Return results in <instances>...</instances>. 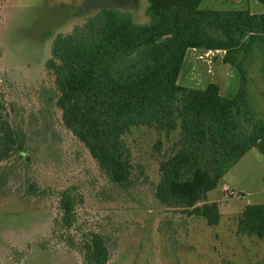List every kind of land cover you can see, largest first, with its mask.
Instances as JSON below:
<instances>
[{
	"label": "rangeland",
	"instance_id": "obj_1",
	"mask_svg": "<svg viewBox=\"0 0 264 264\" xmlns=\"http://www.w3.org/2000/svg\"><path fill=\"white\" fill-rule=\"evenodd\" d=\"M233 6L231 0H203L201 9L264 13L258 0H240L239 7ZM101 7L132 10L138 23L149 20L146 0L0 2V85L10 120L25 140L24 152L0 165V264H84L77 247L53 236L60 216L59 194L67 188L78 194L80 227L106 236L111 249L108 264H264V238L238 231L246 206L264 204V155L256 148L208 194V202L220 208V223L214 226L154 198L160 162L172 153L179 131L166 134L140 127L125 136L134 185L123 190L111 183L63 125L55 79L46 69L52 43L59 33L85 24ZM191 54L180 85L203 89L214 82L223 96H236L241 79L223 62L225 52ZM248 61V91L256 117L264 119L263 44ZM28 180L45 192L27 197Z\"/></svg>",
	"mask_w": 264,
	"mask_h": 264
},
{
	"label": "trees",
	"instance_id": "obj_2",
	"mask_svg": "<svg viewBox=\"0 0 264 264\" xmlns=\"http://www.w3.org/2000/svg\"><path fill=\"white\" fill-rule=\"evenodd\" d=\"M146 1V24L137 23L131 12L101 7L85 24L55 37L46 69L55 79L56 106L65 128L123 190L134 185L125 136L140 127L179 131L172 153L160 162L154 198L216 226L220 208L207 202L208 194L249 151L264 155V119L256 117L247 69L253 51L264 45V13L201 9L203 0ZM190 49L225 52L223 62L241 79L235 97L223 96L216 83L205 89L179 84ZM24 146L0 85V165ZM25 189L30 198L45 192L30 180ZM78 205L72 188L60 192L53 236L77 247L84 264H108L106 236L80 227ZM238 231L264 238V204L246 206Z\"/></svg>",
	"mask_w": 264,
	"mask_h": 264
},
{
	"label": "crops",
	"instance_id": "obj_3",
	"mask_svg": "<svg viewBox=\"0 0 264 264\" xmlns=\"http://www.w3.org/2000/svg\"><path fill=\"white\" fill-rule=\"evenodd\" d=\"M231 1H233V3L235 4V6H233L234 8H237V7H239L238 5H240V0H231ZM94 9H97V8H94ZM237 9H239V8H237ZM99 9H97V10H93L94 12H96V11H98ZM242 10H245V9H242ZM251 11V10H250ZM94 12H93V15H94ZM128 12H131L133 15H134V18H136V13L134 12V11H132V10H130V11H128ZM251 13H253V14H262V13H255V12H253V11H251ZM92 16V15H91ZM149 22V20L147 21V18H145V20H144V22L143 23H139V24H146V23H148ZM138 23V22H137ZM193 51H204V52H214V51H207V50H203V49H190L188 52H187V55H186V58H185V62H184V66H185V64H186V61H187V59H188V57H190V55H192L191 53H193ZM184 66H183V68H184ZM183 70V69H182ZM181 75H182V72H181V74H180V77H179V80H180V78H181ZM210 83H214V82H210ZM210 83H208V85L210 84ZM216 84H218V83H216ZM207 85V86H208ZM219 85V84H218ZM206 86V87H207ZM220 86V85H219ZM186 87H188V86H186ZM205 87V88H206ZM189 88H194V87H189ZM205 88H203V89H205ZM220 184V183H219ZM207 202H208V200H207ZM208 203H211V202H208Z\"/></svg>",
	"mask_w": 264,
	"mask_h": 264
},
{
	"label": "built area",
	"instance_id": "obj_4",
	"mask_svg": "<svg viewBox=\"0 0 264 264\" xmlns=\"http://www.w3.org/2000/svg\"><path fill=\"white\" fill-rule=\"evenodd\" d=\"M226 190H228V189H226ZM226 190H225V191H226ZM231 194H233V193H231Z\"/></svg>",
	"mask_w": 264,
	"mask_h": 264
}]
</instances>
